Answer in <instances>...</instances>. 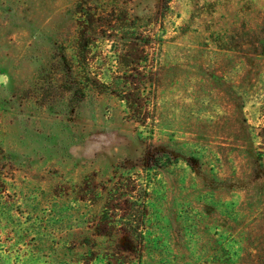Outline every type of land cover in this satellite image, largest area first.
<instances>
[{
  "label": "rangeland",
  "instance_id": "1",
  "mask_svg": "<svg viewBox=\"0 0 264 264\" xmlns=\"http://www.w3.org/2000/svg\"><path fill=\"white\" fill-rule=\"evenodd\" d=\"M148 155L122 264H264V0H0V264H107Z\"/></svg>",
  "mask_w": 264,
  "mask_h": 264
},
{
  "label": "trees",
  "instance_id": "2",
  "mask_svg": "<svg viewBox=\"0 0 264 264\" xmlns=\"http://www.w3.org/2000/svg\"><path fill=\"white\" fill-rule=\"evenodd\" d=\"M164 3L167 6L168 0H164ZM132 110L134 113H140L137 108ZM160 164L157 157L148 155L132 166L134 169L138 165L141 171L135 170L126 177L120 176L108 189L96 228L99 234L104 235H108L111 231L119 232L122 242L117 244L115 252L107 255V264L124 262V256H120L123 252L137 255L140 253L144 242L147 211L145 203L149 182L147 178H141V173L151 171ZM103 189L106 190V186Z\"/></svg>",
  "mask_w": 264,
  "mask_h": 264
}]
</instances>
